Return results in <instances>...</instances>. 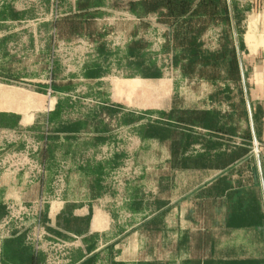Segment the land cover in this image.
Returning a JSON list of instances; mask_svg holds the SVG:
<instances>
[{"label": "crops", "instance_id": "obj_1", "mask_svg": "<svg viewBox=\"0 0 264 264\" xmlns=\"http://www.w3.org/2000/svg\"><path fill=\"white\" fill-rule=\"evenodd\" d=\"M235 1L239 10L243 13L247 11L244 15L248 14L243 22L246 33L241 36V55L248 73L252 114L253 111L257 113L255 134L264 154V0ZM43 2L48 14L44 24L46 33H0V72L34 71L36 63L39 71L47 72L51 69L50 57L55 45H76L87 38L58 39L53 33L55 19L49 9L52 0ZM76 5L77 0H74L71 11H75ZM150 21L151 28L144 31L136 19L138 25L130 34L141 36L159 28L165 33L166 42L168 28L157 24L155 17ZM3 25L0 22V31L4 29ZM103 36L101 33L100 41ZM145 44L148 45L146 48L132 50L130 45L129 49L144 52L150 47V44ZM162 47L170 51L165 43ZM16 56L35 58L14 59ZM55 85L59 89L71 87V83L62 81ZM166 86L161 94L157 92L155 99V103L159 104L157 110L167 113V118L173 121L170 128L159 125L154 133L156 146L164 152L163 159L158 163L159 168L165 169L159 173L160 194L151 196L150 200L147 195H130V202L123 209L122 223H119L116 212L99 209L94 204L100 198L99 169L107 165L99 163L91 155L89 172L82 167L86 153L94 154L108 142L107 125L97 121L99 119L94 113H80L74 117L63 115L67 122L74 123L71 122V126L66 123V129H50L41 161L48 169H53L56 162L62 161L74 173L69 184L75 182L72 188L75 191L70 190L59 200H51L44 214L51 236L78 240L65 264H264V169L261 156L262 173L258 158L252 153L249 158L228 163L230 152L241 153V147L228 150V138L232 136L220 130L180 124L182 113L210 112V109L191 108L189 97L177 94L178 89L173 82ZM167 91H171V96L164 99L163 93ZM25 96L23 101L13 99L9 102L11 108L17 104V110L0 109L1 114H17L22 122L30 114L28 119L37 131L40 130L37 129L39 119L56 123L59 113L43 115L39 111H29L35 100L46 105L50 101L47 96ZM208 100L205 96L197 98L202 104H208ZM110 102L116 103L114 100ZM251 138L254 143L252 129ZM110 164L118 165L119 161ZM49 176L30 195H16L17 198L20 196L23 200L32 201L46 197L50 191ZM241 184L251 195H227L228 187L234 191ZM3 196L6 195H0V200ZM13 242L19 254L25 250L29 253L26 264H30L29 256L34 254L33 249L26 246L23 238ZM45 258L38 256L37 264H44ZM19 261L20 257L17 263Z\"/></svg>", "mask_w": 264, "mask_h": 264}, {"label": "rangeland", "instance_id": "obj_2", "mask_svg": "<svg viewBox=\"0 0 264 264\" xmlns=\"http://www.w3.org/2000/svg\"><path fill=\"white\" fill-rule=\"evenodd\" d=\"M73 1L52 0L49 7L52 18L70 12ZM112 2L114 0H109L101 8L99 27L104 32L101 41L84 38L76 45H55L51 51V69L47 72L39 71L36 62L34 71L0 72V109L17 110V104L12 108L8 105L10 101H23L25 95L36 94L47 96L50 101L45 105L35 100L30 113H59L56 123L39 119L37 129L40 130L37 131L28 119L30 114L22 122L17 114L0 112V195H6L0 200V264H10L4 258V244L15 237L23 238L35 254L45 256L44 264H65L78 243L74 238L66 240L51 236L44 222L50 201L59 200L70 190L75 191L72 189L75 182L69 184L70 177L74 176L69 166L58 161L53 169H48L41 161L50 129H66V123L71 126L72 121L67 122L63 115L74 117L80 113H94L97 121L107 125L108 142L94 154L86 153L82 167L89 172L91 155L107 165L99 169L100 198L94 204L99 209L116 212L119 223L123 222V209L130 202V195H147L150 200L151 196L160 194L158 178L165 169L159 168L158 163L164 152L156 146L154 133L159 125L172 126L173 121L167 118V113L157 110L159 104L155 99L157 92L161 94L167 88V83L173 82L177 94L189 97L191 108H209L222 127L226 121L236 119L235 109L244 99L247 114L241 124L242 135L228 138L227 146H250L251 153L256 156L252 138L250 142L243 139L247 131L251 135V125L242 81L229 83L225 74L215 83L185 79L173 65L174 54L162 47L165 33L153 28L145 35L132 36L130 33L138 25L135 16L127 9H112ZM244 13L243 22L248 15ZM47 16L43 0H0V19L4 18L0 21L4 24L0 33H46ZM243 22L242 36L246 33ZM222 32L223 29L218 27L206 34L203 43L207 52L219 49ZM232 40L235 43L234 33ZM139 42L148 43L150 47L144 52L129 49L131 44ZM28 57L35 58H13L26 60ZM58 81L71 83V87L55 91L53 85ZM227 89L230 91L225 93ZM163 96L169 99L171 91ZM201 96L208 97L209 103L198 102L197 98ZM109 98L116 103L110 102ZM1 116L8 118L1 120ZM11 117L20 118L13 128V123L9 122ZM151 125H155L153 133L149 131ZM259 149L262 150L260 145ZM113 161H119V164H110ZM48 176L51 183L46 197L32 201L17 198L16 195H30ZM7 195L12 196L8 198Z\"/></svg>", "mask_w": 264, "mask_h": 264}, {"label": "trees", "instance_id": "obj_3", "mask_svg": "<svg viewBox=\"0 0 264 264\" xmlns=\"http://www.w3.org/2000/svg\"><path fill=\"white\" fill-rule=\"evenodd\" d=\"M105 0H77L75 11L61 14L53 21L54 33L58 39L70 41L74 38L87 37L91 41L100 40L101 33H104L98 26L99 17L102 16L101 8ZM232 12L236 24L237 33L240 37V50H243V42L240 32L243 22V12L239 10L235 0H231ZM112 9H127L135 16L140 28L148 31L151 28V18H156L159 25L168 28V36L165 47L174 54L173 65L185 79L206 81L210 83L219 82L225 74L226 81L232 84L241 83V73L237 51L234 40H232V19L229 7V0H114ZM222 28L223 35L219 38V49L216 52H207L204 49L203 38L214 28ZM147 44L133 43L130 49L146 48ZM245 68V66H244ZM246 78L248 73L245 68ZM55 91L60 90L57 85H53ZM227 89L224 92L228 93ZM241 94L243 90L241 89ZM245 101H240L236 107V119L226 121L225 127L219 123L217 117L212 112H184L179 118V123L193 127H204L211 131H218L227 136L242 135L243 117L246 116ZM238 117V118H237ZM7 116H1L5 120ZM11 128L18 125L20 118L11 117ZM254 123L257 122V113L253 111ZM229 125V127H227ZM152 131L155 125H151ZM170 128L171 126H166ZM251 141L250 131H247L243 138ZM236 146H233V149ZM241 147V153H231L227 162L234 163L237 160L249 158L250 146ZM231 147L228 146V150ZM263 161L264 154H260ZM241 184L239 189H227V195H251ZM15 237L4 244V258L10 264H26V257L29 253L21 251L19 254L14 248ZM34 252V251H33ZM37 254H30V264H37ZM20 257L19 263H17Z\"/></svg>", "mask_w": 264, "mask_h": 264}, {"label": "water", "instance_id": "obj_4", "mask_svg": "<svg viewBox=\"0 0 264 264\" xmlns=\"http://www.w3.org/2000/svg\"><path fill=\"white\" fill-rule=\"evenodd\" d=\"M229 7H230V13H231V19H232V29H233L234 39H235V44H236V51H237V56H238V60H239L241 79H242V83H243V87H244L246 103L248 106V112H249V118H250V125H251V129H252V133H253L254 152L256 153V156L258 158L260 171L262 173L259 144L257 142V138H256V134H255L254 120H253L252 108H251V103H250L249 91H248V87H247L246 73H245V68H244L241 50H240L239 35L237 33L236 24H235L233 12H232L231 0H229Z\"/></svg>", "mask_w": 264, "mask_h": 264}, {"label": "built area", "instance_id": "obj_5", "mask_svg": "<svg viewBox=\"0 0 264 264\" xmlns=\"http://www.w3.org/2000/svg\"><path fill=\"white\" fill-rule=\"evenodd\" d=\"M260 150V149H259ZM260 153H261V150H260Z\"/></svg>", "mask_w": 264, "mask_h": 264}]
</instances>
